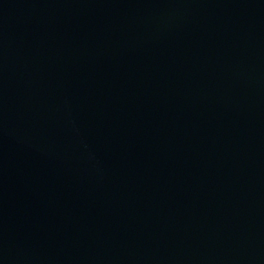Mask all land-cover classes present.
Wrapping results in <instances>:
<instances>
[{
	"label": "water",
	"instance_id": "95a60500",
	"mask_svg": "<svg viewBox=\"0 0 264 264\" xmlns=\"http://www.w3.org/2000/svg\"><path fill=\"white\" fill-rule=\"evenodd\" d=\"M0 264H264V0H0Z\"/></svg>",
	"mask_w": 264,
	"mask_h": 264
}]
</instances>
